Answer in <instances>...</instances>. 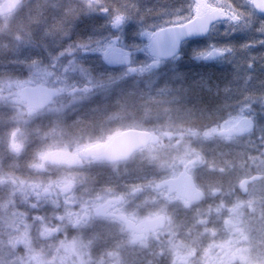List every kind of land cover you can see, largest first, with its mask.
<instances>
[{"label": "flooded vegetation", "instance_id": "af4514ba", "mask_svg": "<svg viewBox=\"0 0 264 264\" xmlns=\"http://www.w3.org/2000/svg\"><path fill=\"white\" fill-rule=\"evenodd\" d=\"M27 1L25 4L24 0H3L0 3V24L7 20L6 15L12 16L18 11L22 15H29L31 4H27ZM251 1L253 6V0ZM86 2H90L94 9L101 4L139 3L141 6H149V0H88ZM23 4L25 5L21 8ZM157 5L168 11V15L163 19H173L182 15L186 17L184 21L171 22L170 25L184 24L213 9L222 10L212 7L208 2L194 3L192 0H158ZM93 15L94 13L86 14L90 19ZM227 16L229 17L228 14ZM20 21L21 19H15L11 23L19 26ZM128 23L133 26V20ZM222 23L214 24L212 29L217 25L222 26ZM224 28L225 26L220 31L223 32ZM224 37L226 36L219 35L215 39L217 41ZM236 39L239 40L240 37ZM183 51L181 49V53ZM250 51L253 54L257 53L256 50ZM216 54L214 57L220 55ZM55 102L53 101L50 106L55 105ZM27 104L30 107V104ZM7 114L6 112L3 115L7 116ZM243 120L246 121L241 125L250 123L249 119ZM39 123L38 121L34 123L37 124L34 125L35 128ZM63 124L66 125L64 121ZM40 126L43 129L47 126L51 131L52 128L55 131L53 122L50 125L40 123ZM219 126L207 131L208 137L213 141L219 140L217 136H224L218 134ZM127 127L126 130L133 129L130 125ZM114 129L116 132L121 127ZM214 129L217 133H212ZM123 131L125 130L121 132ZM104 133L105 131L100 136H105ZM248 133L249 130L227 134H229L228 138H234ZM33 137L36 138L37 135L34 134ZM50 137L36 140L43 146ZM113 137L96 142L98 145L94 143L96 144L94 147L78 146L77 153H74L76 146L72 148L66 146L68 147L66 150L56 147L55 151L44 157L39 168L36 161L28 162L29 160L24 158L21 152L16 155L5 150L4 156L0 157V176L5 173L18 175L21 174L20 169H24L30 171L32 176H36L22 177L26 181L33 179L31 185L38 180H47V183L39 185L35 193H5L11 189L12 178L0 179L9 182V187L0 189V264H151V260L157 256L156 252L152 254L156 249L162 258L164 256L165 243L170 239L164 231L172 216L178 220L177 223L189 218L191 227L187 233L190 234L191 244L194 245L191 248L192 257L195 258L194 264H227L220 258L219 249L217 252L214 250L216 260L207 261L201 257L204 248L212 241L233 235L239 244H245L243 237L236 231L225 232L223 226L228 217H243L253 227V246L256 255L254 262L264 264V163L256 164L260 169L255 173L260 177L247 186H243L242 183L248 176L239 180L237 172L225 173L222 169L216 170L215 166L206 161L195 167L192 173L183 166L179 175L172 181L170 196L166 195L167 199L162 197L151 205L148 182L132 176L130 178L127 174L132 158L126 161H109L102 154L93 152L96 148H107ZM64 160L77 162L68 164L64 163ZM48 165L77 168L80 170L79 175L68 180L59 178L48 171ZM186 174L192 176L195 190L189 186ZM38 175L41 177H37ZM66 180L70 181L68 185L63 184ZM198 192H201L200 198L192 200L190 197L195 198ZM251 196H253L252 205L249 199ZM166 203H168L167 210ZM155 209L158 214L150 215V211ZM122 217L133 222L136 228L134 230L130 228ZM164 218L166 224L163 228L150 231L143 226L147 220L157 219L161 222ZM211 233L214 236H211ZM180 234L181 227L177 226L176 236L180 237ZM249 263L242 259L231 262V264Z\"/></svg>", "mask_w": 264, "mask_h": 264}, {"label": "trees", "instance_id": "16d2710c", "mask_svg": "<svg viewBox=\"0 0 264 264\" xmlns=\"http://www.w3.org/2000/svg\"><path fill=\"white\" fill-rule=\"evenodd\" d=\"M83 4L92 6L86 1ZM83 4H76V0L75 2L59 0L56 5L59 8V14L56 15L57 21L66 22L67 27L74 34L71 37L75 40L86 34L84 26L91 21L90 16H86L88 12L85 13ZM44 9L30 7V13L26 16L28 21L24 18L28 22L27 26L36 27L38 33L39 30L43 32L42 25L45 26V23L51 19L50 12ZM151 19L154 18L150 17L149 20ZM134 26L135 24H133ZM58 27L62 28V25L57 24L51 31L54 32ZM7 36V45H4L3 40L0 39V62L5 64L7 77L11 79L24 78V74L17 73L25 68L18 63V60L21 57L26 61H30V58L31 60L33 58L40 59L42 55L34 57L30 52L23 50L18 54V50L14 49L15 37ZM237 37L240 36L236 34L229 39L238 42ZM228 51L233 52L231 49ZM153 62L151 61V66H147V68L145 66L141 69L140 66H137L133 71H125L119 66L108 67L102 64H89L86 61L85 64L92 69V74L103 82L99 83L101 86L90 91L89 95H84L86 100L72 104L68 117H65V122L70 126V137L73 138V134L97 136L102 134L109 124L117 128L124 126L125 123L126 126H128L127 123H131L130 125L133 126L138 121V124L142 123L144 130L155 134H184L186 136L184 140L202 153L206 162L234 163L235 165H228L222 169L225 173L237 172L239 175V172L246 170L253 174L258 172L260 167L256 164L264 163V128L261 129L260 134H257V137L254 134H252L253 137L247 134L241 137L221 138L217 141L210 139L207 131L219 126L231 115L240 113L245 104L249 103L246 101L250 98L248 95L256 94L260 88L264 94V72L261 69L264 63L261 58L259 57L258 60V57L228 56L223 59L220 57L210 60H194L183 51L178 58L159 61L161 65L152 64ZM0 67L4 68L3 65ZM10 72L12 76H9ZM78 80L75 75H72L71 78L59 75L56 84L58 83L61 90L54 93L55 101L61 100L60 97L74 96L71 89L73 86L77 87L78 83L76 85L75 83ZM109 88H113V91L107 96ZM79 92L84 93L83 90H79ZM17 96L19 97V94ZM250 107L254 112H242H251L257 125L264 126V100L256 101ZM126 113L131 114L132 117L123 119ZM40 123L42 125L51 124L48 120H43ZM40 123L37 128L32 125L30 127V132L33 129V135L30 134V140L23 153V157L29 160L28 162H35L36 156L41 151L42 144L36 139L43 140L51 131L47 126L43 129ZM34 134L37 135L36 138L33 137ZM140 152L141 150L130 162L141 161L145 163V166H137L131 176L135 179H150L152 178L150 170L156 163H153L152 158L149 159L147 156L137 160ZM254 156H256L255 165L251 162ZM216 168L220 169L217 166ZM171 220L174 221L175 227H181L180 237L177 235L175 239L178 241L179 238L184 243H191V236L187 233L191 227L189 218H185L182 223H177L178 220L173 216ZM191 246L194 245L191 244ZM154 252L157 256L151 260V264H176L166 249L163 258L158 254L157 249L152 254Z\"/></svg>", "mask_w": 264, "mask_h": 264}, {"label": "rangeland", "instance_id": "374dc122", "mask_svg": "<svg viewBox=\"0 0 264 264\" xmlns=\"http://www.w3.org/2000/svg\"><path fill=\"white\" fill-rule=\"evenodd\" d=\"M3 0H0V3ZM25 4H26V0ZM75 2V0H73ZM88 1V0H85ZM158 0H155L157 2ZM194 3L197 1L198 3L208 2L212 7L221 8L226 14L229 15V20L227 23H225L223 26H219V29L224 27L226 24H233L237 28H242L245 26V22L242 19H238V16H247L250 15V12L248 10V6L244 3V1L241 0H192ZM59 0H28L27 3L31 4L29 7L34 8H45L44 10L50 12L51 19L48 20L44 25H42L41 30L43 32L39 33L37 32L36 27L30 28L27 26V15L19 14V11L15 13L14 15L5 16L7 19L5 22L0 24V39L3 40L4 45H7L8 42V36L10 35L12 37H15V45L14 49L15 51L18 50V54L20 52L26 51L30 52L31 56L37 57V55H42L40 59L31 58L30 61H26L25 58H20L18 60V63L23 65L25 67L22 71H19L17 73L24 74V78H18V79H11L6 76V67L5 64L1 61L0 65H3L4 68L0 67V112L2 114L0 115V157L4 156L5 150L10 152L11 154L18 155L20 152L24 153V150H26L27 144L30 140V134L33 135V129L30 132L31 125L34 126V123L36 121L42 122L43 120H48L50 122H53V125H55V131L52 128L51 132H48L49 134L46 137H50V139L45 143L43 146L41 145V151L36 156V162L38 164L42 163V160L44 157L53 151H55L56 147L58 148H65L66 146H69V148L75 147V152H79L78 146H83L84 148H90L94 147L96 144L103 139H110L113 136L117 135L122 130L128 129V127L124 124V126L121 127V129H117L115 132L114 128L109 125H107V128L105 129V136H90V135H74L73 138L70 137V126H68V123L65 122V117H68L69 111L72 109V104L80 103L86 100L84 95H89L90 91H93V89H96V87L101 86L103 81H100L97 76L92 74V69L86 66V61L83 65H78L79 69L82 70H73L71 72L68 71L67 67L65 66L64 69H61L60 63L57 62L55 59L56 54L60 51V48L63 45H66L67 43L75 40L73 37L74 34H72V30H70L65 21H57L56 15L59 14V8H57ZM84 0H76V4H83ZM252 5V1L249 2ZM23 4L21 8L24 7ZM90 4V2H89ZM243 5V7H242ZM20 8V9H21ZM84 11L88 13H94L95 9L94 6H85L83 4ZM29 11V10H28ZM55 14V15H54ZM54 15V16H53ZM20 25H13L11 22H13L15 19H21ZM27 21H25V19ZM154 18V17H153ZM163 19V18H161ZM186 17L182 15L181 17H173V19H164L166 20V25H170L171 22H181L184 21ZM151 22V20H149ZM24 23H26L24 25ZM57 24L62 25V28L58 27L55 28V31L52 32L51 30H54L53 27H55ZM133 24H135V20L133 19ZM36 34H38L36 36ZM40 34V36H39ZM237 35H240V43L245 40H252L255 41L259 39V37L256 35V33H248V34H242L237 32ZM39 36V37H38ZM45 36V37H44ZM232 37V36H231ZM72 38V39H70ZM227 37H224L221 40H225ZM218 43H235L237 45V50L235 52H225L224 51H216V53H219L220 55L215 56L212 59L220 58L222 57H250L249 55H252L253 52L250 50H256V54H253L252 57L256 58L259 56L258 54L264 53V48L259 47H253L250 50H241L239 48L240 43L235 42L232 39H226V41H219ZM22 55V54H21ZM206 60H210L208 58H205ZM261 61L264 63V59H261ZM152 64L161 65V63L157 60H154ZM147 68V66H146ZM86 69V70H83ZM262 71L264 72V65L262 66ZM56 71V73H55ZM59 75H63L65 78H71L72 75L77 76L79 79L78 82L75 83L77 87L73 86V95H68V97H60L61 100H56V104L50 107H46L44 110H31L29 105L27 103H24L20 97L17 95H20L21 90L25 86H32L35 87L41 91L49 92V93H56L57 91L61 90V87H58V83L56 84L57 78H59ZM9 76L11 75V72L9 73ZM63 82H66V80H63ZM259 86H261L259 84ZM262 87V86H261ZM64 88V87H63ZM91 89V90H90ZM79 90H83L84 93L82 94L79 92ZM113 91V88H109L107 90V96H109ZM256 92V91H255ZM71 96L70 100L68 101V98ZM250 98L246 99V101H249L248 104H245V107L242 111H252V108L250 107L251 104L256 103V101H263L264 100V94H262L261 88L256 92V94L250 96ZM253 98V99H251ZM240 112L238 114L231 115L227 120H225L221 126H219V132L218 134L224 135V136H217V139L226 138L229 136L227 133H234L237 131L240 132H247L249 130V135L252 136L254 134L256 137L257 134H260V131L264 126H258L256 123V120L254 119V116L249 113ZM8 113L7 116L3 115L5 113ZM133 115V114H132ZM112 116V115H111ZM131 114H127L123 118H131ZM243 119H249V124L241 125V123L244 121ZM66 123L64 126L63 122ZM113 121V120H111ZM133 125V128L136 130L143 129L142 123H137ZM131 123H127L129 126ZM131 126V125H130ZM35 127V126H34ZM253 127V128H252ZM120 128V127H119ZM213 129V128H212ZM212 129H209L211 131ZM253 131V132H252ZM212 133H217V130L214 129ZM66 138H63V137ZM253 137V136H252ZM186 136L184 134H153V141L150 142V144L144 148L141 149L140 155L137 157V160H141L144 157L152 158L153 163H156V165L153 166V169L150 170L152 173V178L150 179H143V178H137L142 179L148 182V185L150 187L149 192V203L152 205L154 201L157 200V202L160 200V198L165 196H170V188L173 187L172 181L177 177L181 171V169L186 167L189 172L192 173L195 167H199L200 164H202L205 161V157L202 153H200L196 148L192 146V144H189L184 139ZM176 140H182L180 142ZM96 143V144H94ZM64 145V146H63ZM99 160V159H98ZM100 161V160H99ZM256 156L252 157V164L256 163ZM101 163V162H99ZM141 161L139 162H130V170L128 171V176L133 174L132 171H135V168L139 165L145 166V163ZM212 164V166H215L214 168L219 167L220 169H224L228 165H235L234 163H220V164ZM16 165V163L14 164ZM18 165V164H17ZM255 165V164H254ZM133 168H132V167ZM132 168V169H131ZM47 169L49 172L54 173L59 178L64 179H71L75 178L79 175L80 170L77 168H59V167H53L52 165H48ZM218 169V168H217ZM216 169V170H217ZM21 174L15 175V173L11 174H2L0 176L1 178H12L13 183H11V189L7 190L5 193H19V194H30L35 193L37 191V187L39 185H45L47 180H38V182H33L34 185H31L30 182L33 181H26L25 179H22V177H36L32 176L30 171H26L24 169H20ZM253 173L249 170L242 171L239 175H237L238 179L240 180L241 177L244 176L251 177ZM45 176V175H44ZM43 176V177H44ZM254 176V175H252ZM37 177H41V175H38ZM19 180V181H18ZM63 182L64 185H68L70 181ZM50 183V182H48ZM9 182L1 181L0 180V189L9 187ZM44 189V187H43ZM4 193V194H5ZM159 199V200H158ZM167 199V198H166ZM253 204V196L249 198ZM156 203V202H155ZM161 204V203H157ZM166 205V206H165ZM164 206L166 210L168 209V203H166ZM156 208V207H155ZM157 209V208H156ZM151 210L150 215H156L158 214L157 210ZM172 212V211H171ZM233 217V216H231ZM228 220V221H227ZM227 221V222H226ZM225 221L224 230L236 231L239 236L243 237L245 240V244L241 245L239 244L233 235L226 237L225 239L221 240H215L212 241L210 244H208L204 250L202 251L201 257L206 259L207 261L212 259L216 260L214 250L216 252L218 249L221 251L220 258H222L225 263L231 264L233 260L236 259H242L244 262H250L249 264H255L254 259L256 255L254 254V236H253V227L250 226L243 217H228ZM226 226V227H225ZM165 235L169 236L170 239L167 240L165 243V249L167 250V253L172 258L173 262L176 264H194L193 260H195L194 256L192 257L193 248L191 246V243H184L183 240L176 239V227L174 224V221L169 220L167 228H165L164 231ZM211 236H214V234L211 233ZM205 242V241H204ZM203 242V243H204ZM248 243V244H247ZM201 244V243H199ZM214 258V259H213Z\"/></svg>", "mask_w": 264, "mask_h": 264}, {"label": "snow or ice", "instance_id": "6c2138e0", "mask_svg": "<svg viewBox=\"0 0 264 264\" xmlns=\"http://www.w3.org/2000/svg\"><path fill=\"white\" fill-rule=\"evenodd\" d=\"M250 15L238 16L245 22V26L237 28L233 24H226L223 32L219 25L196 36L179 41V36L167 40L169 51L175 52L178 43L191 59L202 60L214 58L216 51L227 52L237 50L235 43H217L215 37L223 35L231 37L237 34L256 33L259 39L243 40L239 48L250 50L253 47L264 48V0H256L258 7H253L249 0H244ZM243 7V5H242ZM123 13V14H122ZM168 15V11L159 5L141 6L132 4H101L95 9L91 21L84 26L85 35L79 36L60 48L55 59L61 69L68 71L82 70L78 65L85 61L89 64H102L108 67L119 66L125 71H133L140 66H151L159 54L161 37L159 33L165 31L166 20L161 19ZM154 17L149 22V18ZM135 20V26L128 21ZM264 59V53L260 56ZM86 70V69H83Z\"/></svg>", "mask_w": 264, "mask_h": 264}, {"label": "water", "instance_id": "95a60500", "mask_svg": "<svg viewBox=\"0 0 264 264\" xmlns=\"http://www.w3.org/2000/svg\"><path fill=\"white\" fill-rule=\"evenodd\" d=\"M254 7L256 5V0H254ZM264 11V8L260 9ZM227 20V16L222 13L221 10L213 9L201 16L194 18L193 20L183 24V25H174L168 26L165 28L163 33L158 35L161 37V43L159 45V54L156 58L159 60H170L177 56L181 48L178 47L175 52L169 51L167 40L177 36L180 33L183 35L179 36V41H184L186 39L192 38L201 32L209 31L212 25L216 22ZM21 98L24 101H27L31 108L34 110L42 109L52 103V96L49 93L40 92L32 87H24L21 91ZM151 140V135L146 131L139 130H127L119 135H117L113 141L109 144L107 148H96L93 150L95 154H102L109 161H120L128 159L136 150L147 145ZM64 163L73 164L75 162L64 160ZM260 175H254L248 179H245L242 183L243 186H247L248 183L259 179ZM186 179H188V184L192 190H195L194 181L190 174H186ZM201 196V192H198L195 198L190 197L192 200H198ZM124 221L127 222L130 228H136L135 224L127 218L122 217ZM166 224V218L162 219L159 222L157 219L147 220L143 223V226L147 230L154 231L160 228H163Z\"/></svg>", "mask_w": 264, "mask_h": 264}]
</instances>
